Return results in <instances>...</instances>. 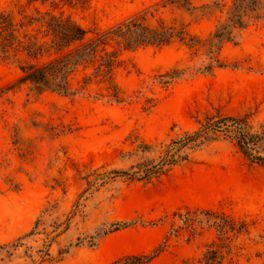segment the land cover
<instances>
[{
  "label": "rangeland",
  "instance_id": "rangeland-1",
  "mask_svg": "<svg viewBox=\"0 0 264 264\" xmlns=\"http://www.w3.org/2000/svg\"><path fill=\"white\" fill-rule=\"evenodd\" d=\"M30 1L0 0V12L39 9L72 19L92 37L166 0ZM232 1L223 0V13L212 16L157 7L149 18L207 40ZM206 3L194 0L197 7ZM120 59L114 82L121 104L98 98L107 85L97 82L73 97L37 95L21 83L19 63L0 61V246L29 235L40 220L22 248L2 253L3 263L33 264L30 257L48 251L36 264H126L143 257L150 258L144 264H202L220 236L186 214L212 211L234 220L236 231L246 225L247 233L228 231L226 264H264V166L220 139L175 153L177 163L163 172L153 169L173 141L222 117H249L259 130L264 22L225 45L221 59L228 66L211 75L197 74L204 51L180 42ZM176 70L186 73L163 85L162 77ZM117 223L132 225L97 236Z\"/></svg>",
  "mask_w": 264,
  "mask_h": 264
},
{
  "label": "trees",
  "instance_id": "trees-1",
  "mask_svg": "<svg viewBox=\"0 0 264 264\" xmlns=\"http://www.w3.org/2000/svg\"><path fill=\"white\" fill-rule=\"evenodd\" d=\"M46 3L48 0H31ZM208 3L200 7L194 5V0H166L160 8L176 7L188 13L203 12V16L223 13V0H206ZM55 4L53 3L52 6ZM155 9L137 14L116 26L95 31L89 37L83 27L70 18L56 16L50 12L35 9L28 13L22 8L17 14L0 12V61H14L20 64L23 73L22 84L30 86V91L37 95L53 93L64 97H73L87 93L93 82L107 85L106 94H97L100 99L121 104L124 102L122 92L114 82V72L120 67L121 54L135 52L143 48H163L180 42L190 50L204 51L206 63L197 69V74L211 75L216 69H224L228 65L221 59V52L227 44H237L243 34L253 26L264 22V0H233L224 12V17L218 23L214 32L207 40L191 37L184 28H177L158 20L151 23L152 12ZM42 66L31 61L41 62ZM82 71V80L75 86L74 77ZM186 71H173L162 77V84L169 85L184 75ZM225 140L233 143L240 153L251 163L264 166V123L258 131H253L249 117H222L209 123L201 129L188 133L169 146L166 155L160 163L153 167L163 172L166 167L174 166L175 153L189 147H197L205 142ZM173 153V155H172ZM171 155V156H170ZM115 177L129 176L124 172H114ZM207 217L206 221L199 216ZM181 218L180 215H176ZM187 219L193 222H206L215 228L220 236V244L211 245L203 255L202 264H226L232 250L226 244L229 230L238 235L247 233L246 225L242 223L235 230L234 220L215 212H188ZM221 220V221H219ZM40 220L35 223L34 231L17 239L15 242L0 246V264L3 263L2 253L11 255L23 246V240L34 234ZM131 223H117L111 226L112 231L99 233L104 236L111 232L128 229ZM48 251L41 252L39 259L30 257L33 264L44 260ZM150 258H131L126 264H144Z\"/></svg>",
  "mask_w": 264,
  "mask_h": 264
}]
</instances>
